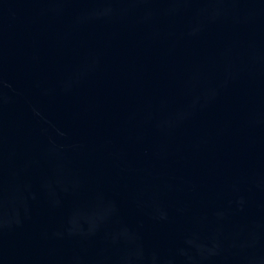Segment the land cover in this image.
Wrapping results in <instances>:
<instances>
[{"label": "water", "instance_id": "obj_1", "mask_svg": "<svg viewBox=\"0 0 264 264\" xmlns=\"http://www.w3.org/2000/svg\"><path fill=\"white\" fill-rule=\"evenodd\" d=\"M0 264H264V0H0Z\"/></svg>", "mask_w": 264, "mask_h": 264}]
</instances>
